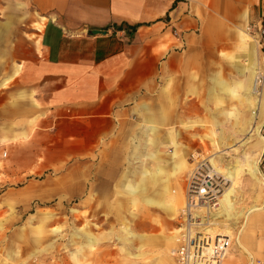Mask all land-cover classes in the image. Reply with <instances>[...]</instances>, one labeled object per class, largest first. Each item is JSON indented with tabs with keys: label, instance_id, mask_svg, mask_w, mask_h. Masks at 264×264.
Wrapping results in <instances>:
<instances>
[{
	"label": "crops",
	"instance_id": "crops-1",
	"mask_svg": "<svg viewBox=\"0 0 264 264\" xmlns=\"http://www.w3.org/2000/svg\"><path fill=\"white\" fill-rule=\"evenodd\" d=\"M5 4L17 6L20 17L24 12V22L37 23L39 40L17 68L12 62L4 68L8 75L17 70L0 90V141L10 167H19L26 183L33 171L65 167L67 197L83 200L117 197L146 152L154 159L155 150L172 143V127L187 118L188 103L201 114L200 103L227 102L223 89L234 84L232 69L250 73L258 46L249 36L256 38L264 23V0ZM257 73L246 82L248 102L254 94L264 97V84L258 93L250 90Z\"/></svg>",
	"mask_w": 264,
	"mask_h": 264
},
{
	"label": "rangeland",
	"instance_id": "rangeland-1",
	"mask_svg": "<svg viewBox=\"0 0 264 264\" xmlns=\"http://www.w3.org/2000/svg\"><path fill=\"white\" fill-rule=\"evenodd\" d=\"M5 1L9 3L0 0V90L17 73L15 69L8 75L4 68L39 47L37 23L24 22V12L20 17L19 8L9 7ZM249 37L258 46L256 65L250 73L232 69L234 84L223 89L228 101L214 103L212 108L200 103L204 107L201 114L193 111L194 103H188L187 118L176 120L172 127L176 130L172 143L155 150L154 159L146 152L139 160L140 171L118 188L113 199L67 197L65 167L33 171L27 175V183L19 181V167H10L7 145L0 141V264H177L171 252L177 245V217L185 203L186 179L197 162L212 157L226 169L243 155L250 158L260 144L264 153V97L254 95L248 102L246 93L252 70L263 73L259 85L264 84L263 49L257 36ZM237 46L243 49L241 38ZM174 151L186 160L187 168L174 172L172 164L178 159ZM260 160L259 177L241 170L234 182L240 199L234 202L233 213H243L235 217L220 203L205 222L216 234L234 237L223 258L229 264L248 261V254L235 243L238 236L252 253L253 264H264V215L254 213L243 227L245 209L258 195L264 198ZM244 166L242 163L241 168ZM145 169L148 175L141 173ZM54 190L57 196L44 195ZM130 233L135 236L131 238ZM141 234L148 240L136 237Z\"/></svg>",
	"mask_w": 264,
	"mask_h": 264
},
{
	"label": "built area",
	"instance_id": "built-area-1",
	"mask_svg": "<svg viewBox=\"0 0 264 264\" xmlns=\"http://www.w3.org/2000/svg\"><path fill=\"white\" fill-rule=\"evenodd\" d=\"M253 28V27H252ZM254 30V29H253ZM254 32L257 34L258 42L262 47L264 61V23L257 27ZM260 83L263 73L257 76ZM7 151H3L6 156ZM210 161L201 159L186 179L185 203L178 213L179 229L177 245L172 249V255L177 264H221L226 250L228 240L219 239L222 234H217V239L212 244L203 236V226L211 219V212L219 208V200L228 186L227 178L223 174H215L208 165ZM261 171L264 174V153L260 160ZM210 207L211 209H203ZM228 237V235H222Z\"/></svg>",
	"mask_w": 264,
	"mask_h": 264
},
{
	"label": "bare ground",
	"instance_id": "bare-ground-1",
	"mask_svg": "<svg viewBox=\"0 0 264 264\" xmlns=\"http://www.w3.org/2000/svg\"><path fill=\"white\" fill-rule=\"evenodd\" d=\"M262 64L264 66V61H263ZM257 76L258 75L254 76L253 79H252V84H251V87H250V90H251L252 93H258L260 91L259 90V87L260 86H259V82L257 80V78H258ZM256 148L258 150L256 152H254V154H252L250 158L248 157V155H243L242 158H241V160L240 159L239 160L237 159V161H238L237 163H232V164L228 165V167L226 169H224V166L221 167L220 162L217 161V160L212 159V157L209 160L210 162L208 163V165L210 166V168L213 169V172L215 174H218V175L223 174L227 178L228 186L226 187L225 192L221 196V198L219 200V204L222 203L224 205L225 210L227 212H229V213H233L234 212V209H233L234 208V202L236 200H239L240 199V197H239L240 194L239 195L235 194V193H237V190H238L237 188L238 187L237 186H234V182L236 180V177H237V175H239L238 173L241 170H248L249 173L253 177H259L260 176L259 175V160H260V156L262 154V145L260 144ZM196 154L197 153L194 154L195 157H196ZM173 155H177V152L174 151ZM242 163H244V165H245L243 168H241V164ZM187 167H188V164L186 163V161L184 159L181 158L180 161L178 163H176V166H175L176 170H175V172H178L180 169L187 168ZM158 174H159V172L158 173H155V174L152 173L153 176H156ZM261 175L264 178V174L262 172H261ZM147 201L150 202V203L152 202L151 199H147ZM157 205H159V204H157ZM182 207H181V209H182ZM204 209H211V208L210 207H205ZM201 210L203 211V208H201ZM263 211H264V198L260 202H255L254 204H252L251 206H249V207H247L245 209L244 212L246 213V215L244 217V223H243L244 225L243 226H245V224H246L247 220H249L248 218H249V216L251 214H253L255 212H263ZM242 213H243L242 211H239L237 214H236V212L233 213V214L235 215V217H238ZM199 223H200V226H203L202 229H203V232H204L203 233V236L205 237V240L208 241V242H210V244H212L213 241L217 239L216 232L214 230L210 229V227H208L206 225V223H203V220H201ZM130 235H131V238H132V235L135 236L133 233H130ZM240 236H241V234H240ZM136 237H138L141 240H148V238H149L145 234L144 235L141 234L139 236L137 235ZM219 239L228 240L227 247H229L230 244L232 242H234V237L226 238V237L220 235L219 236ZM235 243L240 248H242L243 251H245V252H247V253L250 254L249 264H253V262H254L253 261V255L250 252V250L247 247V245L244 243V241L242 239H240V237L238 236V237H236V242Z\"/></svg>",
	"mask_w": 264,
	"mask_h": 264
},
{
	"label": "water",
	"instance_id": "water-1",
	"mask_svg": "<svg viewBox=\"0 0 264 264\" xmlns=\"http://www.w3.org/2000/svg\"><path fill=\"white\" fill-rule=\"evenodd\" d=\"M98 32L104 33L105 31L104 30H99V29H93L92 30V33H98Z\"/></svg>",
	"mask_w": 264,
	"mask_h": 264
}]
</instances>
